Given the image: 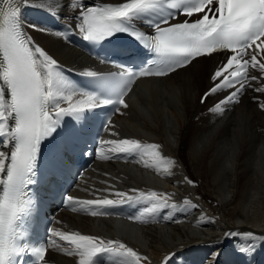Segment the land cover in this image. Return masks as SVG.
Here are the masks:
<instances>
[{"label":"bare ground","instance_id":"bare-ground-1","mask_svg":"<svg viewBox=\"0 0 264 264\" xmlns=\"http://www.w3.org/2000/svg\"><path fill=\"white\" fill-rule=\"evenodd\" d=\"M96 1L102 0L79 3L90 7ZM30 2L38 5L40 0ZM42 2L44 7H23L25 25L49 30L45 33L27 28L32 39L59 62L62 74L66 67L83 70L94 64L81 50L54 34H67L71 31L68 24L75 28L78 12L69 13L72 0ZM69 15L72 20L65 19ZM221 58L222 54L200 57L166 77L141 78L127 100L129 107L121 108L123 115H116L115 127L109 129L107 140L129 138L144 145L158 144L160 157L140 151L130 159L125 154L114 160L104 159L76 187L80 195L93 199H123L115 195L117 192L135 197L138 210L134 216L140 219L65 211L57 217L54 234L78 232L119 241L148 258L141 264H162L170 253L175 255L169 264H212L210 259L217 251L215 264H264V240L243 235L252 232L264 236V110L259 107L264 93L254 91L264 80L259 84L251 81L253 87L233 109L223 114L209 112L223 100L221 94H213L201 103ZM257 58L264 62L260 55ZM251 75L260 77L261 73L251 68ZM0 87L5 89L7 101L9 93L2 80ZM10 123L9 119V127ZM110 131L119 136L110 135ZM6 140L1 137L0 151L7 153L10 140L7 145ZM114 148L115 145L108 146L109 151L116 153ZM169 160L171 164L167 163ZM185 177L193 180L195 186L188 184ZM152 191L170 194L169 204L176 207L144 213L143 209L155 202L145 199ZM185 199L191 204H185ZM227 232L240 234L225 237ZM250 245L254 250L240 251ZM51 246L49 264H78L79 256L65 254L74 250V245L56 236ZM118 259L110 256L107 264H118Z\"/></svg>","mask_w":264,"mask_h":264},{"label":"snow or ice","instance_id":"snow-or-ice-1","mask_svg":"<svg viewBox=\"0 0 264 264\" xmlns=\"http://www.w3.org/2000/svg\"><path fill=\"white\" fill-rule=\"evenodd\" d=\"M9 3L14 6L7 10L0 9V80L9 93V99L6 101L5 89L0 87V137H6L11 141L14 139L16 143L10 156L5 151H0V173L6 171V177L0 178V186H2L0 264H10L12 258L21 253L15 224L28 204L25 189L34 182L30 176L34 175L41 142L55 132L65 116L78 118L86 111L112 103L118 105L115 112L123 115L120 109L129 107L125 97L129 95L138 78L168 76L192 64L199 57L210 58L213 54L221 52L228 55L212 73L213 86L201 97V103L222 89L234 88V91L217 102L209 112L223 114L229 110L227 105L239 103L240 96L248 88L253 87L251 81L259 84L264 80V62H258L257 55H251L250 59L245 58L253 45H255L254 51L264 52V0H169L168 7L181 10L154 25V35L150 36L141 31H132L125 24L139 14L157 9L161 6L162 0H122L116 4L106 3L103 6L90 7H84L79 0H72L69 13L78 12L74 31L84 40L100 42L117 32H126L155 53L156 59L150 62L155 65L154 67H145L139 71L121 70L108 74L93 70L82 73L85 77L101 81L110 93H115L114 99L104 98L96 93L73 90L62 74V66L59 62L39 46L25 30L29 28L35 32L49 31L35 25H25L21 20L22 6L44 7L42 0L38 5L31 3L30 0H9ZM200 13L203 15H199ZM180 15L185 17L183 22L172 23ZM194 16L196 18L193 20ZM65 19L72 20V16L69 15ZM66 27L73 30L71 24ZM54 34L68 41L65 32L55 31ZM249 67L258 69L261 76L250 75ZM254 91L264 93V84L255 87ZM76 96L86 98L75 99ZM253 99L258 98L253 97ZM64 104L67 106H62ZM259 107L264 110V102H259ZM10 118H15L12 127L8 126ZM114 127L109 118L105 128ZM110 135L119 136V133L110 131ZM8 140L5 141L6 145ZM106 143L115 145L114 151L117 154L132 155L143 151L147 156L160 157L158 144L144 145L136 139L129 138L106 141ZM6 160L10 161L7 167ZM167 163L171 164L172 161L169 160ZM147 166L152 167V165ZM185 179L188 184L195 186L193 180L188 177ZM115 195L123 199L78 200L68 195L66 200L83 205L92 216H96L112 215L103 209L135 199L122 192H117ZM140 195L145 197L144 193ZM170 198V194L167 193L150 192L145 199L155 202L144 208L143 212L153 214L161 208L176 207L174 204H169ZM184 203L191 204V201L185 199ZM129 219L136 221L140 217L134 216ZM239 234L227 232L225 237ZM55 235L74 245V250L66 251L65 254L79 256L78 264H95L96 257L102 253L118 257V264H141L148 259L119 241H105L100 237L78 232H56ZM243 235L253 240H264V236H256L252 232ZM252 250L254 249L251 245L240 249L244 253ZM30 251L36 257V264H47L45 246ZM174 255L175 253H170L165 256L162 264H169ZM218 255V251L212 254L210 259L212 264H215Z\"/></svg>","mask_w":264,"mask_h":264}]
</instances>
